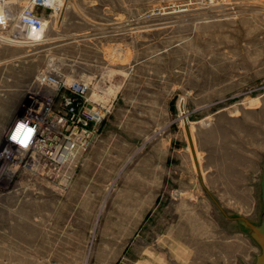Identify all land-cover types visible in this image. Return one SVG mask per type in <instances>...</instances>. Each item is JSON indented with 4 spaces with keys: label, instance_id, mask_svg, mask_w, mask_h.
<instances>
[{
    "label": "rangeland",
    "instance_id": "obj_1",
    "mask_svg": "<svg viewBox=\"0 0 264 264\" xmlns=\"http://www.w3.org/2000/svg\"><path fill=\"white\" fill-rule=\"evenodd\" d=\"M49 13L40 42L0 36V264H255L238 217L264 215V0ZM44 71L86 81L104 114L66 163H31L8 140L59 96Z\"/></svg>",
    "mask_w": 264,
    "mask_h": 264
},
{
    "label": "built area",
    "instance_id": "obj_2",
    "mask_svg": "<svg viewBox=\"0 0 264 264\" xmlns=\"http://www.w3.org/2000/svg\"><path fill=\"white\" fill-rule=\"evenodd\" d=\"M64 1L0 0V30L23 41L31 40L25 34L21 36L19 28H40L49 12L59 10ZM38 81L51 86L59 96H44L40 111L30 107L17 118L11 134L13 125L8 131V140L18 150L34 158L43 156L55 164L77 159L88 150L103 120L102 106L92 98L86 81L63 79L50 71L41 72ZM61 150L66 151L65 159L50 157L49 153Z\"/></svg>",
    "mask_w": 264,
    "mask_h": 264
},
{
    "label": "bare ground",
    "instance_id": "obj_3",
    "mask_svg": "<svg viewBox=\"0 0 264 264\" xmlns=\"http://www.w3.org/2000/svg\"><path fill=\"white\" fill-rule=\"evenodd\" d=\"M58 9H56L55 11H57ZM55 11H53V12H55ZM177 11H181V10H176L175 12H177ZM45 29H46V20H45V22H44V24L40 27V28H29V29H25V28H23V27H20L19 28V32H20V35L21 36H23L24 34H25V36L26 37H28V38H31V40H27V41H30V43L32 42H35V41H37V42H40L41 41V39L44 37V32H45ZM0 36H3L4 37V39L5 38H7V39H9V40H12V41H17V42H27V41H23V40H20V39H18L17 37L15 38V37H11V36H7V35H4V34H0ZM2 40V39H1ZM6 40V39H5ZM7 41V40H6ZM49 154H51L52 156H50V157H53V156H58V159L59 160H63V159H65V156H66V151L65 150H61L60 151V153H57V152H54V153H49ZM41 157H43V156H41ZM47 157H48V155H47ZM40 158V157H39ZM46 159H48V158H46ZM35 158H34V155H32L31 156V163L32 162H35ZM245 227V226H244ZM249 228V227H248Z\"/></svg>",
    "mask_w": 264,
    "mask_h": 264
},
{
    "label": "water",
    "instance_id": "obj_4",
    "mask_svg": "<svg viewBox=\"0 0 264 264\" xmlns=\"http://www.w3.org/2000/svg\"><path fill=\"white\" fill-rule=\"evenodd\" d=\"M14 125L15 124H13L9 134H11V132L14 128ZM260 196H261L262 202L264 204V171L262 173V178H261ZM238 219L240 221L248 224L252 228L254 236L256 237L257 241L261 245V252L256 255L255 264H264V215H263L262 220L259 224H255L245 217H238Z\"/></svg>",
    "mask_w": 264,
    "mask_h": 264
}]
</instances>
